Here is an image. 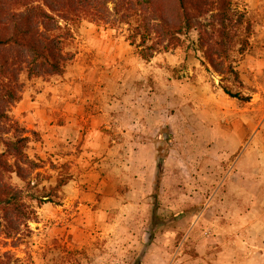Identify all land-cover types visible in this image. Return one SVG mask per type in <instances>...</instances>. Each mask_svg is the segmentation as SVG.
<instances>
[{
  "label": "rangeland",
  "instance_id": "obj_1",
  "mask_svg": "<svg viewBox=\"0 0 264 264\" xmlns=\"http://www.w3.org/2000/svg\"><path fill=\"white\" fill-rule=\"evenodd\" d=\"M221 4L149 60L125 28L60 21L63 71L22 73L9 110L36 165L4 175L32 218L0 206L2 264H264V0ZM142 130L152 146L129 143Z\"/></svg>",
  "mask_w": 264,
  "mask_h": 264
},
{
  "label": "trees",
  "instance_id": "obj_2",
  "mask_svg": "<svg viewBox=\"0 0 264 264\" xmlns=\"http://www.w3.org/2000/svg\"><path fill=\"white\" fill-rule=\"evenodd\" d=\"M224 1L0 0V140L5 147L0 152V206L18 211L10 221L12 229H18L32 215L25 212L21 191L5 183L4 175L14 170L24 177L26 161L34 166L36 163L25 154L29 138L24 136L25 129L11 121L9 110L21 98L22 73L40 76L63 71L68 60L63 42L68 32L60 21H70L81 13L111 28H125L127 40L139 49L143 59L149 60L181 46L182 35L193 27L190 11L200 12L204 6ZM8 134L10 137H4Z\"/></svg>",
  "mask_w": 264,
  "mask_h": 264
},
{
  "label": "crops",
  "instance_id": "obj_3",
  "mask_svg": "<svg viewBox=\"0 0 264 264\" xmlns=\"http://www.w3.org/2000/svg\"><path fill=\"white\" fill-rule=\"evenodd\" d=\"M131 112V114H132V116H133V120H136V122H133V126H137V128L138 129H140V127L142 126V124H143V119L141 118V115H142V112L141 111H138V110H134V111H130ZM125 130V129H124ZM124 130H121V131H123V134H125L124 136L125 137H128L129 136V133L128 132H126V133H124ZM135 137H137V139L135 138L134 139V141H133V143H131L130 141H129V143L130 144H133V145H135V146H139V147H141V146H146V145H149V146H152V144L154 143V139L153 138H151V137H146L145 136V134H144V132H143V130L142 131H140L138 134H136V136ZM141 154V150L139 149V151L138 150H135L134 151V154L136 155V154ZM155 160V155H154V153H152V151L150 152V154H149V163L148 162H146L145 160H143L142 158H139V162H138V164H137V168L139 169V171H141L140 173L142 174L143 172H147V173H149V178H150V176L152 177V174H153V172H154V170H153V168H152V166H153V161ZM146 167L147 166V170H145L144 171V169H143V167ZM149 166V167H148ZM141 167V168H140ZM148 169H150V170H148ZM197 175H198V181L196 182V184H193L194 186H188V187H186L187 188V190H190V192H192V189L193 188H195L196 190H195V193H197L198 195H199V197H201L202 198V194H204V192L206 191V189L208 188V186L209 185H207L206 184V182H204L203 180H201V178L203 177L202 176V173H200V171H197ZM191 177L194 179V180H196V178L195 177H193L192 175H191ZM242 178H244V174H243V176H242ZM245 179H248V176H246L245 177ZM215 180H217V179H214L213 181L215 182ZM263 180H264V177H263ZM242 181V185H245V186H247L248 185V183L246 182V181H244V179H242L241 180ZM211 186V185H210ZM225 185H222L220 188H218L217 189V192L215 193V196L212 198V201H211V203L213 202V200L216 198V196L217 197H219V196H221L222 194H224V190H222V188L224 187ZM182 187H184V186H182ZM212 187V186H211ZM187 190H185V192L187 191ZM225 199V198H224ZM214 220V218L213 219H209V220H206L208 223H206V224H209V223H215V224H218V223H224V220L223 219H219V218H215V220ZM203 222L205 223V221L203 220ZM227 222V221H226ZM260 223L259 224H261V221H259ZM262 224H264V223H262Z\"/></svg>",
  "mask_w": 264,
  "mask_h": 264
}]
</instances>
